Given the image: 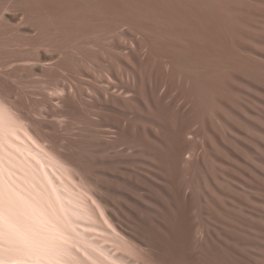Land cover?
I'll use <instances>...</instances> for the list:
<instances>
[{"label": "bare ground", "instance_id": "1", "mask_svg": "<svg viewBox=\"0 0 264 264\" xmlns=\"http://www.w3.org/2000/svg\"><path fill=\"white\" fill-rule=\"evenodd\" d=\"M238 1L0 0V264H264V58ZM21 73L55 81L30 80L47 112Z\"/></svg>", "mask_w": 264, "mask_h": 264}, {"label": "rangeland", "instance_id": "2", "mask_svg": "<svg viewBox=\"0 0 264 264\" xmlns=\"http://www.w3.org/2000/svg\"><path fill=\"white\" fill-rule=\"evenodd\" d=\"M240 1H238V2L241 3L240 4L241 8L242 7L245 8L246 11L250 9V10H252L254 12L253 18H254V22L255 23L253 22L252 24H253V27H254L253 32L255 34V39H254L255 43L252 44V46H253L254 50H256L257 54H259V56H261V58H264V51H263L264 50V0H240ZM246 7H247V9H246ZM248 7H249V9H248ZM243 12L245 13V11H243ZM20 75L18 74L17 77H15V79L16 78L17 79L14 82L11 83L12 87L14 88L13 96L15 97V99H18L21 96L24 97L25 95H27L28 96V97L26 96L27 98L24 97V101H25L26 107L29 108L30 110L34 111L35 113H37L38 110L41 109V107H39V104L36 102V100L37 101L39 100L38 97H40V95L38 94L40 92L38 91L39 89L37 87L38 86L40 87L42 84L38 83V84L35 85V84L30 83V80L32 79L33 81H37V82H41L42 83V81L45 79V77H42L40 75H36V77H35V75L26 77L25 74H23V73H21ZM39 76L41 78H39ZM44 82H45V84H47V86L49 88H51V87H53V85H51V84H53L55 81L54 82L53 81L52 82H48L45 79L43 81V83ZM27 83H29L30 86L29 85L26 86L25 84H27ZM14 84H15V86H14ZM23 84L25 85V89L26 90L23 89L24 87H20V85L23 86ZM15 88L16 89L20 88V90L18 89L19 92L17 90H15ZM29 91L30 92L34 91V92L30 93ZM16 92L19 93V94H17ZM24 93H26V94H24ZM27 93L30 94V95H28ZM29 96H30V98H29ZM35 97H37L38 99L35 100ZM26 99H27V101H26ZM30 99H32V100H30ZM36 104H38V105H36ZM44 109L47 112L46 108H42L41 109L42 113H44ZM57 135H58V137L61 136L59 132H57Z\"/></svg>", "mask_w": 264, "mask_h": 264}]
</instances>
